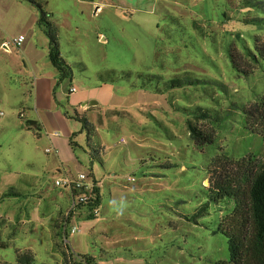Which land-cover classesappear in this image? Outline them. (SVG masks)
<instances>
[{"label":"rangeland","instance_id":"374dc122","mask_svg":"<svg viewBox=\"0 0 264 264\" xmlns=\"http://www.w3.org/2000/svg\"><path fill=\"white\" fill-rule=\"evenodd\" d=\"M41 1L72 80L42 91L19 46L7 37L8 48H0V195L16 191L0 199V264H15L17 250L32 252L34 264L61 262L51 225L68 204L57 205L54 181L81 172L97 181L101 202L96 217L69 218L79 229L64 243L73 251L97 264L228 259L226 236L213 232L226 205L193 214L218 174L208 170L215 156H261L262 136L245 127L244 109L264 96V60L239 73L230 51L242 64V45L253 48V36L264 42V24L239 21L263 14L240 8L239 0ZM176 76L199 81L165 89L163 81ZM196 105L214 117V141L201 149L186 123ZM17 109L31 121L20 120ZM75 111L95 127L89 144L81 123L69 117ZM73 133L75 148L68 143ZM63 165L68 170H55ZM121 202L126 208L118 216Z\"/></svg>","mask_w":264,"mask_h":264},{"label":"trees","instance_id":"16d2710c","mask_svg":"<svg viewBox=\"0 0 264 264\" xmlns=\"http://www.w3.org/2000/svg\"><path fill=\"white\" fill-rule=\"evenodd\" d=\"M24 1L32 4L39 11L37 24L48 38V59L58 72L57 83L67 78L72 80V68L60 55L58 30L50 20V13L43 8L41 0ZM239 6L240 8H251L263 14V16L246 15V17L239 20L240 22L264 24V0H239ZM253 39V48L245 44L242 45L241 53L238 55L240 58L238 60L244 59L242 64L236 60L230 51L232 66L239 73L248 74L260 60H264V42L258 43L256 36H253ZM150 76L151 80L161 79L158 74H151ZM198 81L195 78L176 76L164 80L163 86L165 89L180 88L186 84H195ZM208 83L215 88L218 87L221 92H226L221 82L213 80ZM156 90L160 91L159 88ZM244 112L246 113L245 127L250 132L262 136L263 149L261 156L258 159L255 158L256 154L254 153L244 155L238 159L225 154L215 156L208 170L218 171V174L213 176L211 185L206 188V201L193 214L194 217L203 215L209 204L218 206L219 203L223 202L228 208L213 232H220L226 236L229 256L226 260H217L211 264H264V96L247 109H244ZM191 114H193V117L186 120L188 137L195 147L201 149L206 144L214 141L215 131L209 125L214 117L208 107L201 105H196ZM65 115H67L66 112ZM69 117L81 123V128L86 133V142L89 144L95 132V127L84 115L76 111ZM204 124L207 126H203ZM261 128L263 129L261 130ZM74 135L75 133L68 140L72 148L76 146L73 140ZM93 151L95 155L98 150L94 149ZM93 181L97 183V181ZM93 193V205L99 207L101 199L98 186L93 187ZM15 194L16 191L13 190V187H10L0 195V199ZM51 226L57 238L55 246L59 247L61 256L59 264H97L93 256L75 252L68 243L64 244L62 216L57 217ZM34 261L35 258L32 252L16 251L15 264H34Z\"/></svg>","mask_w":264,"mask_h":264},{"label":"crops","instance_id":"0c3cea01","mask_svg":"<svg viewBox=\"0 0 264 264\" xmlns=\"http://www.w3.org/2000/svg\"><path fill=\"white\" fill-rule=\"evenodd\" d=\"M78 1L83 3H96L99 0ZM100 7L101 6H97V8ZM38 12L39 11L36 7L24 0H0V48H4L5 50L8 48L7 40H5L7 37L11 38L9 41L12 43L16 36L23 34L24 40L18 48V55L25 57L31 62L34 75V84H36L37 88L39 87L40 90L44 91L45 89L52 87L55 80L57 81L58 72L48 59V38L37 24V20L39 18ZM14 29L19 31L16 36L13 34L10 35L11 31ZM50 65L54 69H51L49 67ZM1 71L2 70L0 68V72ZM11 73H14V71L11 70ZM58 84L59 83L56 82L55 88ZM55 88L53 90L54 96ZM20 112L22 115H19ZM16 113L20 120L26 118V112L24 109H17ZM26 120H28L27 123L31 121V119L29 120L28 118H26ZM52 143H55V141ZM49 152L50 151L47 153ZM53 152H55L56 159L61 161L60 156L57 154V149H54ZM55 170L61 173L62 171L68 170V166H55ZM55 179L60 178L55 177ZM54 196L57 199V205L58 203L68 204L64 209V211H66L71 198L70 191L67 188L58 187Z\"/></svg>","mask_w":264,"mask_h":264},{"label":"built area","instance_id":"2783aa9c","mask_svg":"<svg viewBox=\"0 0 264 264\" xmlns=\"http://www.w3.org/2000/svg\"><path fill=\"white\" fill-rule=\"evenodd\" d=\"M24 40V35L19 34L16 36L12 43L15 46H20ZM70 92L75 91L74 87H71ZM19 115H22L20 112ZM47 152L50 149L46 150ZM54 185L61 188H67L71 193L68 209L62 216V233L63 241H68L69 234L75 233L78 229L77 226L72 225L69 220L70 217L76 216H96L98 213V207L93 205L94 193L93 187L98 186L97 183L91 181L89 176L85 173H78L69 178L55 179ZM81 260L80 257H78Z\"/></svg>","mask_w":264,"mask_h":264},{"label":"clouds","instance_id":"9594fccd","mask_svg":"<svg viewBox=\"0 0 264 264\" xmlns=\"http://www.w3.org/2000/svg\"><path fill=\"white\" fill-rule=\"evenodd\" d=\"M125 208H126V204L121 202L118 206L115 207L114 210H115L116 214L119 216V215H123Z\"/></svg>","mask_w":264,"mask_h":264},{"label":"water","instance_id":"95a60500","mask_svg":"<svg viewBox=\"0 0 264 264\" xmlns=\"http://www.w3.org/2000/svg\"><path fill=\"white\" fill-rule=\"evenodd\" d=\"M93 102H96V101H95V100H92L91 103H93ZM91 103H90V104H91Z\"/></svg>","mask_w":264,"mask_h":264}]
</instances>
